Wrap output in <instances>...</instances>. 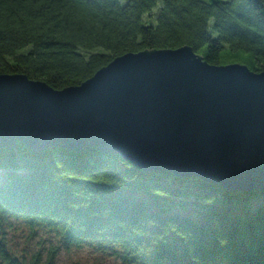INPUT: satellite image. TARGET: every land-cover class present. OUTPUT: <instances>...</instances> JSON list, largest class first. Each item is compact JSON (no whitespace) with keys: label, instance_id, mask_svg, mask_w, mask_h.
<instances>
[{"label":"trees","instance_id":"trees-1","mask_svg":"<svg viewBox=\"0 0 264 264\" xmlns=\"http://www.w3.org/2000/svg\"><path fill=\"white\" fill-rule=\"evenodd\" d=\"M182 46L212 65L226 47L249 53L245 65L264 72V0H0V75L55 90L81 85L119 56ZM190 197L202 220L182 213ZM10 219L123 264H264V188L147 172L97 147H0V236ZM0 255L27 264L4 237Z\"/></svg>","mask_w":264,"mask_h":264},{"label":"water","instance_id":"water-1","mask_svg":"<svg viewBox=\"0 0 264 264\" xmlns=\"http://www.w3.org/2000/svg\"><path fill=\"white\" fill-rule=\"evenodd\" d=\"M97 147L144 171L228 190L264 188V72L212 65L192 47L115 58L55 90L0 75V147Z\"/></svg>","mask_w":264,"mask_h":264},{"label":"rangeland","instance_id":"rangeland-1","mask_svg":"<svg viewBox=\"0 0 264 264\" xmlns=\"http://www.w3.org/2000/svg\"><path fill=\"white\" fill-rule=\"evenodd\" d=\"M125 4L127 0H120ZM210 2L211 0H204ZM228 1V0H224ZM212 23V21H211ZM249 53L232 52L228 47L222 52L219 65L245 64ZM189 186V184H187ZM184 206L182 213L192 216L196 220H202L205 212L194 197L182 200ZM10 254L21 259L27 264H46L51 252L58 248L54 255L52 264H123L114 256L98 250L94 247L85 246L82 248H64L59 237L45 230L37 229L33 232L23 221L10 219L5 225L3 234ZM0 264H4L0 255Z\"/></svg>","mask_w":264,"mask_h":264}]
</instances>
